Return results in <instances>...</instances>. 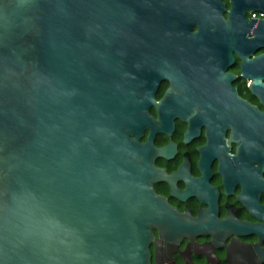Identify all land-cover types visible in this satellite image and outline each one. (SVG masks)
Masks as SVG:
<instances>
[{"label":"water","instance_id":"95a60500","mask_svg":"<svg viewBox=\"0 0 264 264\" xmlns=\"http://www.w3.org/2000/svg\"><path fill=\"white\" fill-rule=\"evenodd\" d=\"M148 0H0V264H149ZM153 75V76H152Z\"/></svg>","mask_w":264,"mask_h":264},{"label":"flooded vegetation","instance_id":"af4514ba","mask_svg":"<svg viewBox=\"0 0 264 264\" xmlns=\"http://www.w3.org/2000/svg\"><path fill=\"white\" fill-rule=\"evenodd\" d=\"M149 264H264V0H148ZM152 75V76H153Z\"/></svg>","mask_w":264,"mask_h":264}]
</instances>
